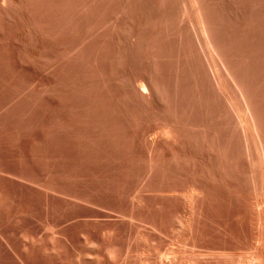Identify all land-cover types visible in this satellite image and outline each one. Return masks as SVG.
<instances>
[{
    "label": "rangeland",
    "instance_id": "obj_1",
    "mask_svg": "<svg viewBox=\"0 0 264 264\" xmlns=\"http://www.w3.org/2000/svg\"><path fill=\"white\" fill-rule=\"evenodd\" d=\"M263 148L264 0H0V264H264Z\"/></svg>",
    "mask_w": 264,
    "mask_h": 264
},
{
    "label": "bare ground",
    "instance_id": "obj_2",
    "mask_svg": "<svg viewBox=\"0 0 264 264\" xmlns=\"http://www.w3.org/2000/svg\"><path fill=\"white\" fill-rule=\"evenodd\" d=\"M247 108H249V107L247 106ZM255 132H256V131H255ZM256 133H257V132H256ZM257 134H258V133H257ZM258 135H259V134H258ZM257 137H258V136H257ZM259 139H260V138H259ZM260 142H261V141H259V143H260ZM261 144H262V143H260V146H261ZM262 145H263V144H262ZM261 147H263V146H261ZM259 149H262V148H259ZM263 150H264V148H263ZM263 150H262V151H263ZM260 151H261V150H260ZM262 153H264V152H262ZM263 156H264V154H263Z\"/></svg>",
    "mask_w": 264,
    "mask_h": 264
}]
</instances>
